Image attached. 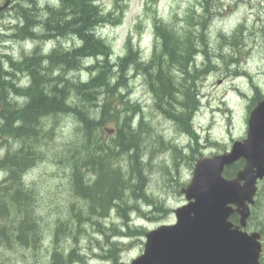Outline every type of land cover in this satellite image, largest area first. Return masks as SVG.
<instances>
[{
    "label": "rangeland",
    "instance_id": "1",
    "mask_svg": "<svg viewBox=\"0 0 264 264\" xmlns=\"http://www.w3.org/2000/svg\"><path fill=\"white\" fill-rule=\"evenodd\" d=\"M207 1L119 0L122 12L115 0L99 1L105 12H113L116 16L113 22L99 27V34L111 45L112 64L117 62L120 55L126 53L130 38L141 56H151L156 43L154 23L157 20L177 23L181 27L184 26V21L193 18L188 27L192 24L197 26L201 9L204 13L202 5L205 4L211 12L209 14L207 11V44L201 45L196 64L192 65L194 77L188 80L194 85L196 97L200 101L193 114L191 128L195 129L197 137L155 106L154 94L146 83L145 75L133 66L130 67L126 79L128 86L120 95L124 104L120 103V96L117 98L122 120L127 118L125 115L132 114L134 121H137L140 113L133 112L129 105H138L142 115L140 120L143 118L145 121L144 129L165 138L166 142L162 143L157 136L149 137L147 149L142 152V189L145 188L146 194L153 197L156 204L147 202L148 200L141 201V190L131 196L124 211L115 207L105 217H90L86 211L83 212V208H90V200L77 195L74 187L77 178L66 152L68 145L76 143L80 137L79 123L75 115L70 113L50 116L45 119V128H52L53 131L48 133L46 139L37 141L38 149L35 153L39 154L30 159V168L20 183L29 191L28 198L33 203L34 214L39 220L38 240L23 245L9 237L0 239V263L50 264L56 249L65 256L72 249L79 255L68 264H114L133 260L144 251L146 238H139L138 235L131 237L132 229L127 226V222L133 219L135 224L145 231L161 224L176 222L174 209L187 202L181 189L191 181L197 159L230 149L234 141L247 136L250 112L256 104L253 103L256 89L264 96V0ZM49 3L58 4V1L50 0ZM17 13L0 15V60L3 62L8 58L6 54H11L18 60L31 53L33 43L45 45V41L40 38L32 42L11 35L14 28L10 26L20 23L16 18ZM43 15V11L38 13L37 20ZM74 42L77 41L71 38L49 40L47 50L49 52L54 44L65 49ZM205 48L207 53L203 52ZM90 59H87L86 64L96 60ZM52 67L58 68L57 65ZM54 75L56 76L55 73ZM72 75L86 80L90 73L81 70ZM17 78L15 77L18 82L21 81L22 86L31 82L28 73L20 72ZM107 95L104 90L103 93H98L93 101L96 109L94 111L100 115L106 101L104 97ZM16 99L18 103H13L19 107L25 104L27 98L19 96ZM116 127L115 119L104 122L101 126L104 131L103 138L110 140ZM14 132L10 126H7L5 131L0 130V164L5 169L10 167V163L7 165L3 162V155L4 159L10 152L32 146L25 137L21 139L15 136ZM86 144L95 145L89 141H86ZM42 148L45 152L41 156ZM59 150H64L63 157L57 155ZM121 154L120 152L117 155V159L122 156L120 160L127 165L129 156ZM19 155L25 165L27 157L23 156L26 154L22 152ZM6 171H1L0 175L4 176ZM83 179L86 183L90 182L85 177ZM137 203L142 211L136 210ZM72 205L83 212L84 218L80 222L78 218L69 215ZM8 210L10 216H4V223L9 222L11 211L16 212L13 204H10ZM2 221L3 217H0V226ZM59 225L61 231L58 229ZM247 230L260 231L264 235V180L259 182L256 204L253 206ZM261 261L264 264V252Z\"/></svg>",
    "mask_w": 264,
    "mask_h": 264
},
{
    "label": "trees",
    "instance_id": "2",
    "mask_svg": "<svg viewBox=\"0 0 264 264\" xmlns=\"http://www.w3.org/2000/svg\"><path fill=\"white\" fill-rule=\"evenodd\" d=\"M57 1L58 4L47 5L44 8H38L37 3L34 8L25 7L27 10L24 7L21 8L22 10L17 13L20 23L14 25L16 30L12 29L14 38L31 39L32 42L40 38L45 41L46 45L33 43V51L31 54L29 52V56L26 54L17 60L13 55H6L8 57L6 61L0 60V103H3L0 110V129L5 131L7 126H10L14 131L19 130L20 134L22 133L21 136L26 134L27 136L23 137H26L28 139L26 141L32 144V146L20 148L14 153L6 154L3 159L4 163H10V167L4 175L5 178L0 182V217H3V224L0 226V239L9 237L12 238V241L23 245L35 243L39 237V220L34 214V205L28 198L29 191L20 183L27 169L30 168V159L39 154L35 153L38 149L37 141L41 138L46 139L48 133L53 131L52 128H45L46 118L70 112L75 115L79 123L80 137L76 143L68 145L66 152L77 178L74 186L78 193L76 194L85 200H90V208L82 207L83 212L86 211L90 217L95 215L105 217L115 207L124 211L131 196L141 190L143 198L141 201L148 200L147 202L155 203L154 198L146 194L145 188L142 189L143 184L140 180L141 162L144 160L142 152L147 149L149 137L157 136L162 143L166 141L162 135L144 129L145 121L143 118L140 120L142 115L138 105H129L133 112L140 113L137 121H134L132 114L125 115L127 117L125 120L121 118L122 111L117 98L128 86L126 79L130 67L133 66L145 75L146 83L154 94L155 106L196 136L191 129L192 117L199 107L200 101L196 97L197 91L194 89V85L188 80L194 77L192 65L196 64L201 45L207 44L205 28L209 16L207 11L210 12V10L208 7L206 8L205 4L202 5L204 13L201 9L200 15H198L200 18L197 17V26L192 24L188 27L193 18L190 21H184V26L181 27L177 23L157 20L154 23L156 43L151 56H141L139 49L135 48L130 38L126 53L120 55L117 62L112 64L110 62L111 45L99 34V27L114 21L116 16L113 12H105L99 3L100 0ZM115 1L122 12L119 0ZM41 11L44 12V15L37 20L39 18L37 14ZM41 34L44 37H41ZM65 35L67 38L77 41L69 46L72 49H68V52L63 54L57 50L55 51L56 55L52 53V50L49 53L46 52L49 40L58 37L64 39ZM203 52L207 53V48ZM90 58H96V60L86 64L87 59ZM56 65L59 68L56 69L57 71L52 67ZM83 67L90 73V76L86 80L82 78V80H78L76 75L72 74L83 71ZM20 72L29 74L30 84L22 86L21 81H17V75ZM55 72L62 76H57L54 79L51 76H55ZM104 90L108 95L104 97L106 101L100 115L94 111L96 109L93 101L97 94L103 93ZM19 96H25L27 99L24 105L18 107L13 102L18 103L16 98ZM263 97V94L256 89L253 103L257 104ZM119 99L120 103L124 104L121 96ZM110 119L116 120L117 127L110 140H106L103 138L104 131L101 126ZM30 131L32 132L30 133ZM32 135L33 137H31ZM86 141L93 142L95 145L86 144ZM41 150L42 156L45 151L43 148L40 149V152ZM18 152H26L27 162L23 166V163L20 164L21 159L19 160L20 153ZM120 152L123 156L124 154L129 156L127 165L119 162L122 156L117 159ZM63 153L64 150L57 151L59 157H63ZM180 153L182 154L181 151ZM10 158L17 161L10 160ZM243 166L244 160L240 159L226 168L225 175L233 177ZM16 169L20 170L16 171ZM87 171L95 173V180L93 179L89 183L83 179V177L87 178ZM139 203H137L136 210L142 211ZM10 204L14 205L16 212L11 211L9 222L4 223V216H10L8 210ZM72 207L69 215L78 218L80 222L84 218L83 212L74 205ZM232 220L238 222L239 216L233 215ZM132 224L131 220L127 222V226L132 229V232L129 231L132 234L131 237L137 236L139 233L145 234V229H139ZM58 229L61 231V225L58 226ZM116 244L114 243V245ZM78 256L73 249L67 256L56 249L53 262L51 261L50 264H68ZM117 260L116 256L115 261Z\"/></svg>",
    "mask_w": 264,
    "mask_h": 264
},
{
    "label": "water",
    "instance_id": "3",
    "mask_svg": "<svg viewBox=\"0 0 264 264\" xmlns=\"http://www.w3.org/2000/svg\"><path fill=\"white\" fill-rule=\"evenodd\" d=\"M248 124L247 136L230 149L197 160L181 189L187 202L174 209L176 222L149 230L138 257L114 264H261L263 234L247 226L264 179V98ZM240 159L244 167L227 177L226 168Z\"/></svg>",
    "mask_w": 264,
    "mask_h": 264
},
{
    "label": "bare ground",
    "instance_id": "4",
    "mask_svg": "<svg viewBox=\"0 0 264 264\" xmlns=\"http://www.w3.org/2000/svg\"><path fill=\"white\" fill-rule=\"evenodd\" d=\"M26 1V0H25ZM24 1V2H25ZM28 1V0H27ZM30 1V0H29ZM32 1V0H31ZM35 1V0H34ZM46 1V0H45ZM36 2V1H35ZM35 2H34V4H35ZM19 3V2H18ZM27 3V2H26ZM25 3V4H26ZM31 3H33V2H31ZM52 3V2H51ZM21 4V3H20ZM24 4V5H25ZM44 4H46V3H44ZM17 6H19V5H17ZM19 7H21V6H19ZM19 7H17L18 9H19ZM26 6H24V8H25ZM31 7V6H30ZM36 7V6H35ZM27 8V7H26ZM25 8V9H26ZM34 8V7H33ZM15 10H16V8H15ZM20 10V9H19ZM22 10V9H21ZM27 10V9H26ZM31 10V9H30ZM17 12V11H16ZM23 12V11H22ZM25 12V11H24ZM11 16V15H10ZM13 16V15H12ZM18 16L16 15V18H17ZM22 17V16H21ZM17 19H19V18H17ZM14 21H16V19H14ZM18 21V20H17ZM19 21H20V19H19ZM23 23V22H22ZM18 24V23H17ZM38 24H39V22H38ZM44 24V23H43ZM42 25V24H41ZM36 26V25H35ZM41 27V26H40ZM46 27V26H45ZM37 28V27H36ZM33 29V28H32ZM34 30V29H33ZM36 30V29H35ZM21 31V30H20ZM45 31V30H44ZM43 32V31H42ZM14 33V32H13ZM13 33L11 34V35H13ZM35 33V32H34ZM38 33V32H37ZM44 33V32H43ZM47 33V32H46ZM18 34V33H17ZM36 34V33H35ZM34 34V35H35ZM48 34V33H47ZM33 35V36H34ZM46 35V34H45ZM31 36V35H30ZM29 36V37H30ZM38 36V35H37ZM43 36V34H41V37ZM50 36V35H49ZM44 37V36H43ZM62 37V36H61ZM35 38V37H34ZM46 38H47V36H46ZM64 38V37H63ZM48 39V38H47ZM56 39H59V37L58 38H55V39H53V40H56ZM64 39H67V37H66V35H65V38ZM28 40V39H27ZM26 40V41H27ZM30 41H31V39H30ZM46 45V44H45ZM43 46V45H42ZM53 47L52 48H50V50H49V52H51V50H52V53H55V51H57V50H59L60 51V53L62 52V54L63 53H65L68 49H70L69 48V46L68 47H65V49H61V48H59V47H61V46H56V44H54V45H52ZM72 46V45H71ZM50 47V46H49ZM75 47V46H74ZM36 49V48H35ZM72 49V48H71ZM47 52H48V50H47ZM48 52V53H49ZM68 52V51H67ZM31 54V53H30ZM43 54V53H42ZM55 55H56V53H55ZM28 56H29V54H28ZM47 58V57H46ZM75 59V58H74ZM17 64V63H16ZM71 64V63H70ZM50 65V64H49ZM51 66V65H50ZM69 66V65H68ZM89 66V65H88ZM71 67V66H70ZM81 67V66H80ZM84 68V67H83ZM59 69V68H58ZM84 70H85V68H84ZM54 71V70H53ZM55 71H57L56 69H55ZM74 71V70H73ZM72 71V72H73ZM51 72V71H50ZM67 72V71H66ZM71 72V71H70ZM60 73V71L58 72V74ZM48 74V73H47ZM53 74V73H52ZM55 74H57V72H55ZM56 75V76H51V77H54V79H55V77H59V76H62V75ZM62 74V73H61ZM44 76V75H43ZM74 76V75H73ZM77 77H78V74H77ZM79 78V77H78ZM81 79V78H80ZM79 80V79H78ZM77 80V81H78ZM82 80V79H81ZM74 81V80H73ZM76 81V82H77ZM33 98V97H32ZM65 98V97H64ZM68 99V98H67ZM98 100V99H97ZM65 104V103H64ZM77 104V103H76ZM69 106V105H68ZM70 113V112H69ZM40 120V119H39ZM42 120V119H41ZM40 122V121H39ZM38 122V123H39ZM41 123V122H40ZM24 124V123H23ZM17 125V124H16ZM39 125V124H38ZM36 126V125H35ZM34 126V127H35ZM40 126V125H39ZM17 127H18V125H17ZM16 127V128H17ZM22 127V126H21ZM16 130V129H15ZM87 130V129H86ZM195 130V129H194ZM194 130H193V132H194ZM40 131V130H39ZM20 132L21 131H15L13 134H15V136H17V137H20L21 139H22V137L23 136H21V134H20ZM24 133H26V132H24ZM29 133V132H28ZM39 133V132H38ZM30 134V133H29ZM29 134H28V136H29ZM194 134L196 135V133L194 132ZM26 135V134H25ZM196 137H197V135H196ZM26 138V137H25ZM25 140V139H24ZM24 140H23V142H24ZM26 140H28L27 138H26ZM19 142V141H18ZM23 142H21V143H23ZM115 148V147H114ZM21 151H22V149H21ZM26 151V150H25ZM16 152V151H15ZM20 153V152H19ZM22 153V152H21ZM20 153V154H21ZM26 153V152H25ZM24 153V154H25ZM30 154V153H29ZM2 156V155H1ZM4 156V155H3ZM21 156H23V155H21ZM11 157H13V156H11ZM17 157V156H16ZM18 157H19V155H18ZM18 157H17V159H18ZM26 156H23V158H25ZM2 158V157H1ZM21 158V157H20ZM20 158H19V160H20ZM114 158V157H113ZM9 159V158H8ZM11 159H14V158H10V160ZM3 160V159H2ZM14 160H16V159H14ZM13 160V161H14ZM22 160V159H21ZM17 161V160H16ZM1 162V161H0ZM119 162L122 164L123 162L121 161V160H119ZM23 162L21 161V163L20 164H22ZM24 164V163H23ZM23 164H22V166H23ZM2 164H0V166H1ZM2 168V167H1ZM26 168V167H25ZM138 168V167H137ZM3 169V168H2ZM2 169L0 170V172L2 171ZM6 169H4L3 171H5ZM88 172V174H87V179H89L90 181H92L93 179L95 180V173L93 172V171H87ZM88 175H90V177H91V179H90V177L88 176ZM166 175V174H165ZM8 176V175H7ZM3 178H5L4 176H2V175H0V182L3 180ZM72 179H74V178H72ZM71 181V180H70ZM75 181V180H74ZM73 181V182H74ZM89 182V181H88ZM118 182V181H117ZM71 183V182H70ZM131 221H132V225H135L136 227H138L139 229H143L144 230V228H142L141 226H138L137 224H135V222L133 221V219H131ZM130 224V223H129ZM126 227V226H125ZM1 228V227H0ZM135 228V227H134ZM1 231V230H0ZM146 233H147V231H145V234L144 235H146ZM138 235V237L139 238H142L144 235L143 234H141V233H139V234H137Z\"/></svg>",
    "mask_w": 264,
    "mask_h": 264
},
{
    "label": "flooded vegetation",
    "instance_id": "5",
    "mask_svg": "<svg viewBox=\"0 0 264 264\" xmlns=\"http://www.w3.org/2000/svg\"><path fill=\"white\" fill-rule=\"evenodd\" d=\"M25 0H10V2H9V5L5 8V9H2V7L5 5V3H6V0H0V8L2 9L1 11H0V15L1 16H4L6 13H10V14H13L14 12H19V11H21V8H23L24 6H26V7H30L31 6V8H33V7H35L36 6V3L38 4L37 5V7L39 8V7H46L47 5H53V4H50L49 3V1L50 0H26L25 2H24ZM19 2V3H18ZM27 2V3H26ZM31 2H33V3H31ZM34 2H35V6H34ZM21 3V4H20ZM26 3V4H25ZM44 3H46V4H44ZM25 4V5H24ZM17 5H19V6H21V7H19V6H17ZM17 7H19V9L17 8ZM15 8H16V10H15ZM2 14H4V15H2ZM11 28V27H10ZM1 104V106H0V110L2 109L1 107L3 106V103H0ZM0 118H1V113H0ZM18 120V119H17ZM16 120V121H17ZM1 130V129H0ZM2 131V130H1ZM20 149V148H19ZM18 149V150H19ZM4 157V156H3ZM3 157H2V159H3ZM1 161V160H0ZM1 163V162H0ZM5 164H7V165H9V163L8 162H6ZM2 166H0V170L2 169V171L5 169V167H2ZM7 170V169H6ZM263 241H264V235H263Z\"/></svg>",
    "mask_w": 264,
    "mask_h": 264
}]
</instances>
